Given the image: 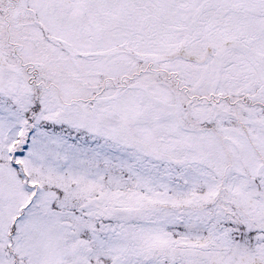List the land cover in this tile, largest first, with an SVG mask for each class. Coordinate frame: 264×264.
<instances>
[{"label": "snow or ice", "instance_id": "obj_1", "mask_svg": "<svg viewBox=\"0 0 264 264\" xmlns=\"http://www.w3.org/2000/svg\"><path fill=\"white\" fill-rule=\"evenodd\" d=\"M0 264H264V0H0Z\"/></svg>", "mask_w": 264, "mask_h": 264}]
</instances>
